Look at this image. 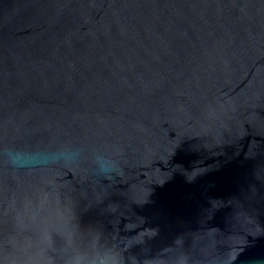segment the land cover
Masks as SVG:
<instances>
[{
    "label": "water",
    "instance_id": "water-1",
    "mask_svg": "<svg viewBox=\"0 0 264 264\" xmlns=\"http://www.w3.org/2000/svg\"><path fill=\"white\" fill-rule=\"evenodd\" d=\"M0 264H264V0H0Z\"/></svg>",
    "mask_w": 264,
    "mask_h": 264
}]
</instances>
